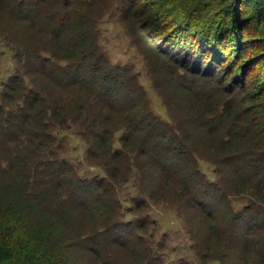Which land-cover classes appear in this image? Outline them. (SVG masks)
Returning <instances> with one entry per match:
<instances>
[{"label":"trees","instance_id":"obj_1","mask_svg":"<svg viewBox=\"0 0 264 264\" xmlns=\"http://www.w3.org/2000/svg\"><path fill=\"white\" fill-rule=\"evenodd\" d=\"M106 1L0 0V264H264V0H118L167 118L106 57ZM150 201L195 255L167 260Z\"/></svg>","mask_w":264,"mask_h":264},{"label":"rangeland","instance_id":"obj_2","mask_svg":"<svg viewBox=\"0 0 264 264\" xmlns=\"http://www.w3.org/2000/svg\"><path fill=\"white\" fill-rule=\"evenodd\" d=\"M120 2L118 0H107L98 6L96 10L98 39L106 57L110 62L133 68L140 84L143 86L150 107L163 118H167L165 107L158 91L152 86L151 78L145 61L140 54L135 39L128 31V27L121 20ZM98 12V13H97ZM14 69V60L9 50L0 40V88L4 81H7ZM62 156L69 160L78 170L79 174L90 177L96 174L98 167L90 164L85 159V143L74 134H69ZM201 172L211 179H215L213 165L206 159H199ZM125 190V189H124ZM122 190V191H124ZM129 195V199H130ZM126 201L128 195L123 197ZM242 203L243 200H234ZM165 203L150 201L146 210L156 220V239L164 242L166 246L165 257L170 262H175L180 256L190 258L195 255L193 248H190V240L185 229V221L175 210L167 208ZM196 259V256L194 257ZM197 260V259H196Z\"/></svg>","mask_w":264,"mask_h":264}]
</instances>
